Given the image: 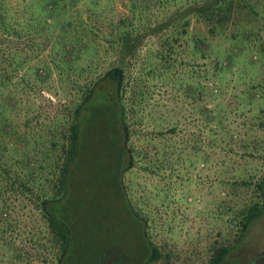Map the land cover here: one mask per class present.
I'll use <instances>...</instances> for the list:
<instances>
[{
  "label": "rangeland",
  "instance_id": "374dc122",
  "mask_svg": "<svg viewBox=\"0 0 264 264\" xmlns=\"http://www.w3.org/2000/svg\"><path fill=\"white\" fill-rule=\"evenodd\" d=\"M8 1L13 5V14H17L11 18L14 31H18L11 39L12 51L30 56L34 49L43 51L52 71L43 82L25 74V70L13 72V88L25 99L15 116L20 128L29 129L24 122L28 116L35 117L34 126L48 122L56 105L78 93L73 79L83 83L109 69L115 61L124 60L130 145L139 151L124 181L133 203L147 217L151 240L162 252L160 260L152 264H208L220 246L235 244L240 209L261 199L257 186L264 176V10L250 18L254 35L245 45L252 50L235 58L234 66L226 68L221 77L208 82L219 83L221 94L214 95L206 89L200 102L209 109L221 103L220 107L229 113L224 128L215 133L211 130L213 123H207L201 131L198 120L203 114L188 99L187 38L182 44L174 42L179 48L177 53L166 43L175 30V17L184 14L178 4L168 8L161 0L142 1L145 11L140 18H132L130 0H62L61 4L67 5L64 13L53 19L51 27L44 26L41 34L32 17H47L41 9L43 5L35 2L23 12L31 0ZM244 16L239 15L229 28L238 39L242 27L248 24ZM69 18L73 28L87 33L96 47L93 60L79 61L86 67L92 61L93 69L84 73L79 68L70 76L68 71H60L62 44L57 45ZM122 23L129 30L140 31L141 40L135 52L121 56L115 42ZM191 28L204 33L207 30L203 21L196 20ZM238 68L248 70L240 75ZM28 80L37 88L30 89ZM251 87L260 92L251 91ZM252 92L257 94L255 101L245 98L246 93L254 97ZM37 114H41L40 120ZM194 146L201 147V151L195 152ZM194 159L196 165L192 166ZM13 162L8 151L0 153V164L10 167ZM1 172L0 168V264H55L58 247L49 241L48 223L34 194L26 188L24 195L11 194ZM36 188L41 190V186ZM108 190L115 197L107 201L103 214L94 217L95 224L80 216L79 224L93 240L104 233L112 236L115 245L125 246L127 242L133 247L135 238L126 229L127 220H123L122 208L115 201L118 197L111 188ZM7 210L1 216V211ZM83 210L89 211V206L83 205ZM232 255L244 264L264 256V210Z\"/></svg>",
  "mask_w": 264,
  "mask_h": 264
},
{
  "label": "trees",
  "instance_id": "16d2710c",
  "mask_svg": "<svg viewBox=\"0 0 264 264\" xmlns=\"http://www.w3.org/2000/svg\"><path fill=\"white\" fill-rule=\"evenodd\" d=\"M142 1L149 2L130 0L132 18H140L145 11ZM161 1L168 8L178 4L180 11H184V14L178 13L180 17H175V30L169 34L166 43L173 53H177L179 48L174 42L182 44L183 39L187 38L189 60L185 88L188 99L203 114L198 120L201 131L207 123H213L215 125L211 130L219 133L229 113L220 107L221 103L218 108L209 109L200 106V102L206 89L211 94H221L219 83L210 85L208 82L221 77L226 68L234 66L235 58L252 50V47L245 45L246 40H252L254 35L249 25L250 18L261 14L264 0ZM35 2L41 3L42 11L47 12L44 20L32 17L42 34V30L45 32L44 26L51 27L53 19L64 13L67 5L61 4L62 0H31L23 12L30 10ZM12 11L11 2L0 0V153L8 151L14 160L10 167L7 163H1L0 168L1 176H6L3 178L11 187V194L24 195L26 189L34 194L35 202L48 223L49 241L58 247L55 264H152L159 261L162 252L151 240L147 217L133 203L124 181L125 174L132 168L139 152L130 145L131 115L124 60L115 61L109 69L100 74L95 73L83 83L73 79V86L78 87V93L56 105L53 117H49L48 122H40L41 126H34L35 117L28 116L24 122L29 129L22 130L15 116L25 99L13 88V72L25 70V74L43 82L51 77L52 71L44 60L43 51L34 49L32 56L12 51L11 39L18 32L14 31L11 21L17 14L14 15ZM239 15H245L244 19L248 22L242 27L240 39L229 30ZM193 20L203 21L207 26L206 33L193 30ZM60 35L57 42V45L62 44L58 63L60 71H68L69 75L72 71L76 73L79 68L84 73L92 70V61L87 62L88 67L79 62L89 60L96 52L94 43L87 38L88 34L74 29L69 18L68 26L63 28ZM140 40V31L127 29L125 23L119 25L115 44L121 56L135 52ZM220 40L226 46L222 47ZM15 61L18 65L13 67ZM247 70L238 68L237 73L243 75ZM28 86L30 89L37 88L30 80ZM250 89L257 94L260 92L257 87ZM256 93H253L254 97L246 93L245 98L255 101L258 99ZM261 96L264 98V93ZM34 111L37 112L38 108ZM36 118L40 120L41 114H37ZM191 148L189 143L188 151ZM195 148V152L201 151V147ZM205 160L208 162V159ZM195 165L196 159L192 163V166ZM107 185L118 197L115 201L122 208L123 220H127L126 229H130L131 237L135 238L133 247L127 242L125 246L115 245L110 239L112 236L104 233L93 240L79 224V216L86 221L93 220L95 224L94 217L104 213L107 201L115 197ZM38 186H41L40 191H37ZM257 187L261 199L244 204L240 209L237 242L220 246L208 264H244L232 254L243 242L250 226L263 213L264 176ZM83 205L89 206V211L83 210ZM4 212L8 210L1 211V216ZM123 220L119 221L123 224Z\"/></svg>",
  "mask_w": 264,
  "mask_h": 264
},
{
  "label": "water",
  "instance_id": "95a60500",
  "mask_svg": "<svg viewBox=\"0 0 264 264\" xmlns=\"http://www.w3.org/2000/svg\"><path fill=\"white\" fill-rule=\"evenodd\" d=\"M251 264H264V256L256 259L254 262Z\"/></svg>",
  "mask_w": 264,
  "mask_h": 264
}]
</instances>
